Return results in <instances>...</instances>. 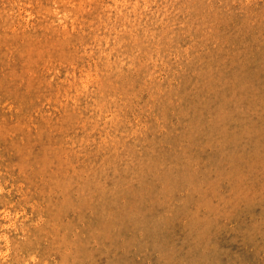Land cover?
Here are the masks:
<instances>
[{
	"label": "rangeland",
	"instance_id": "rangeland-1",
	"mask_svg": "<svg viewBox=\"0 0 264 264\" xmlns=\"http://www.w3.org/2000/svg\"><path fill=\"white\" fill-rule=\"evenodd\" d=\"M0 264H264V0H0Z\"/></svg>",
	"mask_w": 264,
	"mask_h": 264
}]
</instances>
